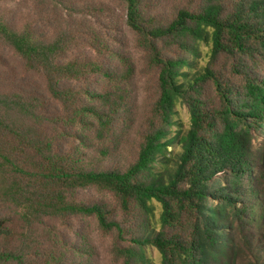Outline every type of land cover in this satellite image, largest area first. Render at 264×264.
Masks as SVG:
<instances>
[{"label":"trees","instance_id":"1","mask_svg":"<svg viewBox=\"0 0 264 264\" xmlns=\"http://www.w3.org/2000/svg\"><path fill=\"white\" fill-rule=\"evenodd\" d=\"M115 2L156 87L125 161L135 66L93 56L119 43L109 7L31 0L17 21L0 5V264L88 261L78 219L111 234L120 264H152V250L158 264H264V0H198L166 21L158 0ZM91 189L113 203L82 200Z\"/></svg>","mask_w":264,"mask_h":264},{"label":"rangeland","instance_id":"2","mask_svg":"<svg viewBox=\"0 0 264 264\" xmlns=\"http://www.w3.org/2000/svg\"><path fill=\"white\" fill-rule=\"evenodd\" d=\"M109 7V20L108 24L111 30L108 31V36L114 41H119L118 44H114V49L110 48H98L93 56H98L100 60H108V52L117 51L124 56H130L135 66L134 77L130 86V121H132L129 131L126 133H119L117 139L118 153L117 159L127 160L130 159L135 152V148L138 147L139 140L137 139V133L145 126L147 120L151 116L152 106L156 97L155 87V75L149 70L145 63V56L141 53L136 46L135 35L123 24L122 11L123 6L115 2V0H101ZM198 0H158L157 17L160 21L168 20L177 9L194 8L197 6ZM31 0H3L0 5L4 7V12L8 18H14L18 21V17L26 16L29 14ZM38 20V27L41 30L48 31L50 27L46 24L42 17L35 16ZM41 19V20H40ZM107 26V25H106ZM108 46H111L108 44ZM88 52V51H85ZM200 57L198 58L197 67H202L207 61V47L200 46ZM6 53L4 52V56ZM6 62L17 68L14 60L9 54L6 55ZM259 67H256L257 71ZM6 70V69H5ZM112 89V88H111ZM208 94V96H207ZM207 100L213 98V93L209 90L206 91ZM210 101V100H209ZM176 119L184 129L188 128L189 115L187 108L184 105H177L175 108ZM168 150H171L170 148ZM116 151V152H117ZM80 197L85 201H103L107 204H112L113 199L110 194L99 191L97 189H91L88 191H82ZM154 222L159 216V205L154 203ZM62 231V236L65 237L64 242H68L69 238L74 240V235H71L67 229L62 230V225H58ZM73 228L78 234L87 236L89 239L90 256L86 262L82 261L80 264H120L118 257L116 256L113 248V237L111 234H105L97 228L95 222L91 219H78L73 223ZM150 259L152 264L159 263L158 254L152 250L150 253ZM71 262V261H70ZM69 262V263H70Z\"/></svg>","mask_w":264,"mask_h":264}]
</instances>
